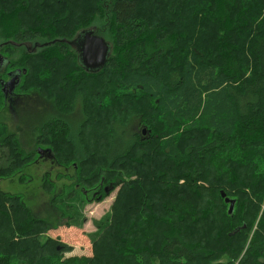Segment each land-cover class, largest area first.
<instances>
[{
  "label": "trees",
  "instance_id": "obj_1",
  "mask_svg": "<svg viewBox=\"0 0 264 264\" xmlns=\"http://www.w3.org/2000/svg\"><path fill=\"white\" fill-rule=\"evenodd\" d=\"M77 1L0 0V37L25 70L18 89L60 114L29 151L0 122V181L25 179L32 159L82 160V148L78 196L117 188L110 213L129 224L111 249L64 258L65 241L42 239L50 223L0 185V263L264 264V0ZM95 27L111 52L92 71L73 41ZM33 42L48 45L30 52ZM77 110L92 126L78 143L61 117Z\"/></svg>",
  "mask_w": 264,
  "mask_h": 264
},
{
  "label": "rangeland",
  "instance_id": "obj_2",
  "mask_svg": "<svg viewBox=\"0 0 264 264\" xmlns=\"http://www.w3.org/2000/svg\"><path fill=\"white\" fill-rule=\"evenodd\" d=\"M76 5H78L77 7L85 8L86 0H79ZM183 10L184 7L181 4L180 13ZM86 29H96V27ZM96 34L103 36L108 41L106 35L97 33V31ZM2 41H5L4 37H0V43ZM34 44L35 42L31 43L33 46ZM91 91L85 90L82 86V100L85 97L87 100H90L89 93ZM75 94H77V91H74ZM17 102L19 107H13L12 109L4 107V110L0 114V122L3 124L2 127H6L9 132L16 133L22 144L27 145L28 149L26 151H29V145L35 141L40 124H47L45 122L48 119L52 117L59 118L60 114L42 96L33 98L32 96H25L24 98L22 96ZM87 116L89 121L99 120L97 116L92 114V111ZM61 117L71 122V135L75 137L76 143H78L77 138H80V140L84 139V133L87 132L88 127H92L89 123H86L87 121L80 124L83 115H81L79 110L75 114L61 115ZM100 140L105 139H99L97 142ZM93 141H95V138ZM36 142L34 143L36 144ZM76 152L82 156V160L78 159L73 163H60L58 165H55L51 161L52 166L49 160L36 162V159H32L30 160L31 163L26 165V170L23 171L25 179L23 178L22 180L19 175H13L2 178L0 181L1 188L4 191L21 195L24 198V202L30 206L35 214L50 223V232L48 231L42 236L43 240L47 239L48 236L54 239L60 238L69 246L68 249L71 248L70 251L63 252L64 258L74 254L91 255L100 249H111L123 229L129 224L126 220L110 213L117 188L107 196H104L105 193L93 196L100 185L95 184L89 191L91 200L87 201L83 194L82 198L78 196L81 187L77 188L74 185L75 179L73 176L81 168L82 161L86 158V155L82 153V148L76 149ZM36 153L38 156L44 155L42 145L36 149ZM86 170L88 173V171H91V168H86ZM46 179H49L51 185H46ZM63 186L65 187V198L62 201L63 196H60V193H62ZM84 187V184H82V191ZM44 256L47 257V255ZM64 258H61V260L63 261ZM2 263L6 264L1 259L0 264ZM12 264H23V262L20 259H14ZM34 264L40 263L36 261Z\"/></svg>",
  "mask_w": 264,
  "mask_h": 264
},
{
  "label": "flooded vegetation",
  "instance_id": "obj_3",
  "mask_svg": "<svg viewBox=\"0 0 264 264\" xmlns=\"http://www.w3.org/2000/svg\"><path fill=\"white\" fill-rule=\"evenodd\" d=\"M11 43L10 41H2L0 43V69H1V74L2 77L0 78V82L2 85V90H3V94H4V99H5V106L6 108H10L12 109L13 107H19L18 104V100L23 96V98L25 96H32L33 97H38L37 96V92L33 91V90H26V91H21L20 89H18L19 85L22 82V78H23V74L25 72L22 71L20 68L16 67L13 65V63L10 61L9 57H8V50L6 48V45ZM75 45H77L80 47L82 45L81 42H75ZM25 47H27V49L30 52H37V50H39V48L43 45H48L47 43L44 44H39L37 42H35L34 46L33 45H28V44H24ZM74 46V45H73ZM75 47V46H74ZM4 50V51H3ZM3 51V53H2ZM12 65V66H11ZM82 65V63H81ZM26 74L24 76V78L26 79ZM4 106V107H5ZM24 107V106H21ZM51 163V161H50ZM52 164V163H51ZM53 166V164H52ZM101 185H103L101 183ZM108 189V186L104 187L102 186L99 190H97L93 196H97L96 193H99L100 190L102 189ZM86 195H89V191H85ZM100 197V196H99Z\"/></svg>",
  "mask_w": 264,
  "mask_h": 264
},
{
  "label": "water",
  "instance_id": "obj_4",
  "mask_svg": "<svg viewBox=\"0 0 264 264\" xmlns=\"http://www.w3.org/2000/svg\"><path fill=\"white\" fill-rule=\"evenodd\" d=\"M73 42H81L79 50V59L82 65L92 71L101 69L111 52L110 43L101 35L95 33L93 29H86L79 33ZM225 201L230 204L229 213H232L235 206V200L222 192Z\"/></svg>",
  "mask_w": 264,
  "mask_h": 264
},
{
  "label": "bare ground",
  "instance_id": "obj_5",
  "mask_svg": "<svg viewBox=\"0 0 264 264\" xmlns=\"http://www.w3.org/2000/svg\"><path fill=\"white\" fill-rule=\"evenodd\" d=\"M234 209H235V206H234ZM234 212V211H233Z\"/></svg>",
  "mask_w": 264,
  "mask_h": 264
}]
</instances>
